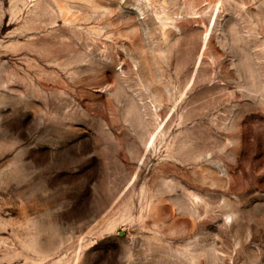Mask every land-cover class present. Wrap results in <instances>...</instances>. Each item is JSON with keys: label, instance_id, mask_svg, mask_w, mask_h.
I'll list each match as a JSON object with an SVG mask.
<instances>
[{"label": "rangeland", "instance_id": "1", "mask_svg": "<svg viewBox=\"0 0 264 264\" xmlns=\"http://www.w3.org/2000/svg\"><path fill=\"white\" fill-rule=\"evenodd\" d=\"M0 264H264V0H0Z\"/></svg>", "mask_w": 264, "mask_h": 264}]
</instances>
